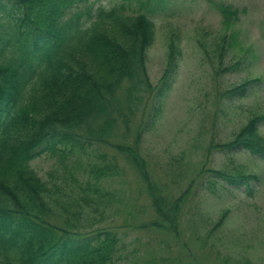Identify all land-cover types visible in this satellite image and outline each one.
Returning <instances> with one entry per match:
<instances>
[{"label":"trees","instance_id":"obj_1","mask_svg":"<svg viewBox=\"0 0 264 264\" xmlns=\"http://www.w3.org/2000/svg\"><path fill=\"white\" fill-rule=\"evenodd\" d=\"M167 1L94 7L91 0H0V264H120V234L98 208L111 200V192L97 190L91 197L89 186L80 188L92 181L81 168L90 147L106 145L136 166L157 217L150 227L177 236L196 178L177 198L158 194L141 150L145 131L132 128L147 111L157 117L154 104L166 94L182 54L174 35L165 73L153 84L147 59L157 40L154 13ZM215 7L226 24L236 20L230 4ZM228 43L225 37L219 44V58ZM257 80L225 96H243ZM262 121L264 115L249 118L216 147L264 157ZM46 153L58 156L64 178L46 181L39 175L32 164ZM89 166L97 187L122 171L116 157ZM206 172L215 186L216 179L236 187L256 179L226 169L204 168L201 175ZM226 220L224 212L216 225Z\"/></svg>","mask_w":264,"mask_h":264},{"label":"rangeland","instance_id":"obj_2","mask_svg":"<svg viewBox=\"0 0 264 264\" xmlns=\"http://www.w3.org/2000/svg\"><path fill=\"white\" fill-rule=\"evenodd\" d=\"M126 1L91 0L94 7ZM211 1L168 0L165 8L154 13L157 40L147 59L152 83L159 84L165 73L174 35L182 54L166 94L154 104L157 117H150V110L132 124L133 129L136 124L145 131L141 150L152 181L160 187L158 194L177 198L196 178L194 195L177 223V236L150 227L157 219L151 196L126 156L104 145L88 148L85 156L90 160L83 159L84 171L80 170L92 181L87 186L80 183V188L89 186L91 197L97 196V190L111 192V200L98 208L105 209L104 221L120 234V264H264V157L247 149L216 147L249 118L264 115V0ZM217 3L236 9V20L226 24ZM225 37H229L228 50L219 58V44ZM254 79L259 80L243 96H225L227 90ZM259 132L264 136V121ZM113 157L121 174L104 177L100 187L92 184L91 162L102 164ZM57 159L46 153L32 165L44 180L57 181L65 177ZM204 168L251 174L256 179L237 187L216 179L215 186L210 184L215 179L207 177L209 172L201 175ZM224 212L227 220L218 227Z\"/></svg>","mask_w":264,"mask_h":264}]
</instances>
